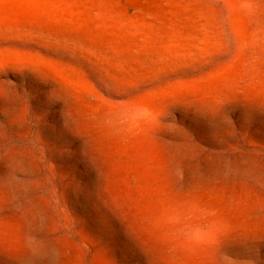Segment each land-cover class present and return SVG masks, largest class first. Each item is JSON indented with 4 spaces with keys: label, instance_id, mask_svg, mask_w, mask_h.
<instances>
[{
    "label": "rangeland",
    "instance_id": "374dc122",
    "mask_svg": "<svg viewBox=\"0 0 264 264\" xmlns=\"http://www.w3.org/2000/svg\"><path fill=\"white\" fill-rule=\"evenodd\" d=\"M0 264H264V0H0Z\"/></svg>",
    "mask_w": 264,
    "mask_h": 264
}]
</instances>
